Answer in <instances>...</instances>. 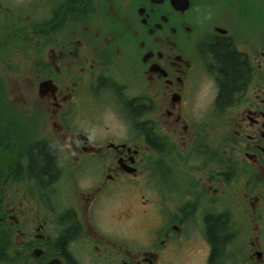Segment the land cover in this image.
Segmentation results:
<instances>
[{"label":"flooded vegetation","instance_id":"obj_1","mask_svg":"<svg viewBox=\"0 0 264 264\" xmlns=\"http://www.w3.org/2000/svg\"><path fill=\"white\" fill-rule=\"evenodd\" d=\"M202 254L264 264V0H0V264Z\"/></svg>","mask_w":264,"mask_h":264},{"label":"trees","instance_id":"obj_2","mask_svg":"<svg viewBox=\"0 0 264 264\" xmlns=\"http://www.w3.org/2000/svg\"><path fill=\"white\" fill-rule=\"evenodd\" d=\"M215 57L217 58L220 71L224 77L223 82L225 88L222 89V97L224 99L228 98L230 92L235 88L239 83L240 78L243 75V67L239 64L237 57L226 47V45H219L213 50ZM47 163L49 158H47ZM47 165L45 166V168ZM224 222L219 219H212L207 222V233L210 240H212L214 245V251L221 246L223 233Z\"/></svg>","mask_w":264,"mask_h":264},{"label":"rangeland","instance_id":"obj_3","mask_svg":"<svg viewBox=\"0 0 264 264\" xmlns=\"http://www.w3.org/2000/svg\"><path fill=\"white\" fill-rule=\"evenodd\" d=\"M243 15H245L247 13V15H245V17L247 19H252V16H253V13H251V11L249 10H242L241 12ZM209 19H211L210 16H208ZM166 181H167V185H174L177 183L178 181V173L175 172L174 170H170L168 171V175L166 177ZM189 223V228H191L190 224L192 225L191 222H188ZM205 256L204 254H202V256H198V257H190L188 260L191 262V264H201V261H204V257Z\"/></svg>","mask_w":264,"mask_h":264}]
</instances>
